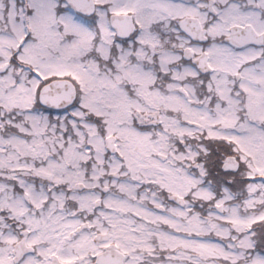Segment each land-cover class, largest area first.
<instances>
[{
    "label": "snow or ice",
    "instance_id": "6c2138e0",
    "mask_svg": "<svg viewBox=\"0 0 264 264\" xmlns=\"http://www.w3.org/2000/svg\"><path fill=\"white\" fill-rule=\"evenodd\" d=\"M0 264H264V0H0Z\"/></svg>",
    "mask_w": 264,
    "mask_h": 264
}]
</instances>
